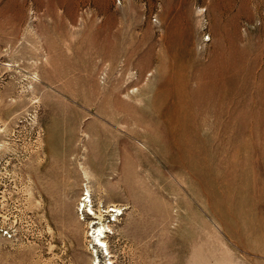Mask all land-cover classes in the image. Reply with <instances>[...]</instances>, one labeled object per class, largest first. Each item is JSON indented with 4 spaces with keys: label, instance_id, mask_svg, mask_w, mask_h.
<instances>
[{
    "label": "rangeland",
    "instance_id": "rangeland-1",
    "mask_svg": "<svg viewBox=\"0 0 264 264\" xmlns=\"http://www.w3.org/2000/svg\"><path fill=\"white\" fill-rule=\"evenodd\" d=\"M0 264H264V0H0Z\"/></svg>",
    "mask_w": 264,
    "mask_h": 264
},
{
    "label": "bare ground",
    "instance_id": "bare-ground-1",
    "mask_svg": "<svg viewBox=\"0 0 264 264\" xmlns=\"http://www.w3.org/2000/svg\"><path fill=\"white\" fill-rule=\"evenodd\" d=\"M84 201H85V205H84V206H86L88 203H89V205L91 204V199H90V197H89V199L86 198ZM98 220L100 221V220H101V217L98 218ZM99 225H102V224H99ZM104 229H105L104 226H100L98 230H95V231L93 232V238H94L96 244L98 245V247L100 246L101 248L104 247V246H106V243H105V241L103 240V235H105V233H103ZM101 250H102V249H101ZM103 250H104V249H103ZM103 250H102V251H103ZM105 250H106V249H105Z\"/></svg>",
    "mask_w": 264,
    "mask_h": 264
}]
</instances>
